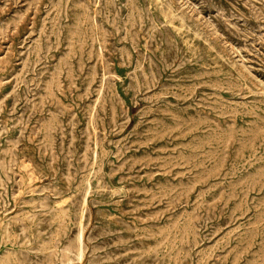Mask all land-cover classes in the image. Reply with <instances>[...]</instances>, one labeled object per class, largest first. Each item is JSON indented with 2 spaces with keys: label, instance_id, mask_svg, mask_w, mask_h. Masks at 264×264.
I'll return each mask as SVG.
<instances>
[{
  "label": "rangeland",
  "instance_id": "374dc122",
  "mask_svg": "<svg viewBox=\"0 0 264 264\" xmlns=\"http://www.w3.org/2000/svg\"><path fill=\"white\" fill-rule=\"evenodd\" d=\"M0 264H264V0H0Z\"/></svg>",
  "mask_w": 264,
  "mask_h": 264
}]
</instances>
